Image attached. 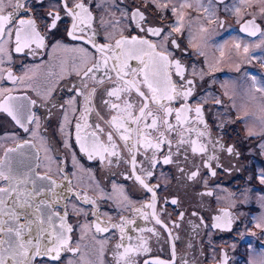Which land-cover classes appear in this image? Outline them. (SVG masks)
I'll return each instance as SVG.
<instances>
[{
	"label": "flooded vegetation",
	"instance_id": "obj_1",
	"mask_svg": "<svg viewBox=\"0 0 264 264\" xmlns=\"http://www.w3.org/2000/svg\"><path fill=\"white\" fill-rule=\"evenodd\" d=\"M21 2L27 11L19 14L15 27L9 26L11 37L5 35L0 40V102L9 95L17 98L11 103L23 106L17 115L28 131L7 112L0 111V161L4 160L7 149H17L9 154L14 167L35 181L36 201L51 206L42 208L45 223L41 227L68 238V245L60 249L59 259L30 253V264H125L119 260L124 248L117 245L138 247L144 241L149 251L131 254L129 259L135 264H154L156 260L164 264H247L252 249L264 248V123L259 122L258 127L251 124L250 128L252 114L245 115L242 111L244 106L254 113L257 105L253 94L247 95L252 91L250 74L264 84V40L259 38L264 34L261 11L264 3L259 0H251L248 5L240 0ZM15 3L12 0L13 6ZM76 3H84L92 20L91 27L81 25L83 31H76L74 39L70 35L74 21L65 14L64 5L75 9ZM185 4L189 6L182 7ZM12 10V7L6 9ZM137 11L143 13V21L134 18ZM56 14L61 20L52 29V16ZM19 19L34 21L36 32L43 37V46L31 43L19 52L15 50ZM249 21H254V25L243 31ZM175 27L180 31H173ZM148 28L162 31L156 36L147 32ZM253 31L255 34H250ZM132 37L148 40L156 45L157 52L168 55L170 61H179L184 68L183 79L176 75L173 64L168 69L172 82L180 91L192 89L187 100L179 98L169 105L175 109L187 104L192 109L188 123L166 133L172 141L170 147L162 144L159 151L138 147L135 169L132 153L106 123L114 114L103 103L112 99L106 95L107 90L121 82L111 71L113 80L105 78L103 85L84 77L86 69L101 58L93 43L97 47L110 46L107 55L113 56L121 51L116 48V41ZM231 37L237 43L226 41L222 49L218 42ZM248 40L258 44L253 54L243 50ZM126 47L150 52L146 46ZM218 53L230 60L218 65ZM142 58L149 60L148 55ZM113 63L109 60V68ZM128 65L126 79L142 81L144 64L139 59H130ZM135 72L139 75H134ZM96 76L101 78L104 73ZM189 80L191 84H187ZM93 88L96 89L91 97L93 110L87 118L91 127L82 129L81 135L95 131L101 143L109 146L106 134L112 131L118 156L103 153V158L100 154L89 158L76 140V125L84 123L81 115L85 97ZM125 96L138 110L141 98L135 91ZM197 107L202 110L203 123L196 118ZM170 121L175 123L174 116ZM96 125L104 131L99 132ZM197 131L204 135L198 137ZM179 133L189 143L179 144ZM152 138L155 142L156 133L153 132ZM194 140L204 145L206 151L193 152L190 141ZM168 156L172 162L166 164L164 159ZM149 171L151 177L147 175ZM137 175L153 188L154 199L153 193L135 179ZM5 186L7 182L0 181V187ZM27 187L32 190V185ZM245 187L252 190L255 199L242 202L239 207L231 205L230 198ZM153 203L154 208L147 207ZM8 207H12L11 202ZM258 214L260 227L254 220ZM61 217L63 224L71 228L70 232L61 228ZM29 220L35 217L22 214L18 222L25 224ZM124 221L133 222L125 225V235L131 240H121L119 228L111 227ZM97 224L107 231H97ZM39 231L33 223L32 233L26 234V239L32 238L37 243L34 237ZM3 238L0 234V239ZM54 239L45 232L39 243L52 247Z\"/></svg>",
	"mask_w": 264,
	"mask_h": 264
},
{
	"label": "snow or ice",
	"instance_id": "obj_2",
	"mask_svg": "<svg viewBox=\"0 0 264 264\" xmlns=\"http://www.w3.org/2000/svg\"><path fill=\"white\" fill-rule=\"evenodd\" d=\"M156 2V0H153ZM251 0H240V3L248 5ZM260 3H264V0H259ZM167 7L166 4L162 5ZM189 6L187 4L182 5ZM8 7H12V11H6ZM66 9V15L73 18L72 31L70 35L73 38H77L74 33L76 31H83L81 25L85 27H91L92 16L88 8L85 7L84 3H76L75 9L68 7L67 4L64 5ZM206 11L208 9H205ZM22 11H27L26 5L21 2V0H16L15 5H12V0H0V40H2L5 35L11 37L12 31L9 26L15 27V22L18 19L19 14ZM175 13L176 9H172ZM237 12L240 11L239 8L236 9ZM264 12V9H261ZM134 18L137 21H143L145 19L143 13L137 11L134 14ZM61 20L60 15L56 14L52 16L51 28L55 29L57 27V22ZM254 25V21L247 22L243 31H248L249 25ZM144 30V29H142ZM147 32L152 35L159 36L162 29L160 28H148ZM173 31L179 32L180 28L175 27ZM250 34H255L251 32ZM16 40V51L19 52L24 47H28L31 43H36L38 46H43V37L39 35L35 30L34 21L19 19L18 27L15 31ZM93 43L92 41H89ZM174 43V41H173ZM128 45H139L146 46L150 52L145 53L143 48L126 47ZM93 47L97 48V51L101 54L99 61L93 64L84 72L85 78H90L94 80L97 84L103 85L105 83V78L109 81L113 80V77L109 75V72L115 73V78L120 81L115 87L107 90L106 95L112 99H106L103 101L105 105H108L109 109L114 113L111 115L110 119L106 123L119 135V138L124 141L125 146L132 153V166L135 169L136 159L135 153L138 147H143L147 149H155L159 151L162 144H167L171 146L172 141L168 139L166 133H172L176 131L177 128H183L185 124L189 121L188 113L192 111L187 104L182 105L178 108H173L169 106L171 102L176 101L179 98L187 100V98L192 94L191 88H186L183 91L177 89L176 84L172 82L171 73L169 68L175 67L176 75L183 79L184 68L179 61H170L168 55L157 52L156 45L150 43L146 39L132 38H122L116 41V48L121 49L120 53L114 54L113 56H108L107 52L111 51L110 46L101 45L97 47L93 43ZM178 47V45H177ZM239 48V44L236 45ZM2 51V49H0ZM84 51V50H82ZM247 52V48H245ZM143 55H148L149 60H143ZM139 59L142 64H144L143 79L142 81L136 79H126L129 73L126 71L128 68V60ZM109 60H113L112 67L109 68ZM103 72L104 76L97 78L96 73ZM134 75H139V72H135ZM11 74H9V79H11ZM192 81H187V84H191ZM141 85L147 89L143 91ZM85 87L87 85L85 84ZM135 93L141 98V106L136 110L135 104L125 96L126 93ZM96 89H91L89 96L85 97L84 113L81 115V120L84 121L83 124L78 123L76 125V140L80 144L81 150L88 153L89 158L94 154H100L103 158V153H108L112 156H118L117 145L113 140V132H108L107 141L109 146H105L101 143L96 132H92L88 135H81L82 129L91 127L87 123V118L90 112L93 110L91 105V97L95 94ZM16 97L11 95L7 96L2 102H0V111L7 112L21 127H24L25 131H28L27 127L24 126L20 116L17 115L23 109L22 105H13L11 102L16 100ZM72 103V101H70ZM201 109L197 107L195 109L196 118L203 123L201 119ZM99 115V113H98ZM175 118V123L170 121V118ZM29 117H26V119ZM67 119V117H65ZM103 119V117H101ZM130 125H135V127H130ZM96 129L99 132H103L104 129L99 125H96ZM187 131H193V129H187ZM156 133L155 142L152 138V134ZM180 139L179 144L189 143L183 138V134L179 133ZM204 133L197 131V136H203ZM193 145V152H204L206 147L204 145H198L197 141H190ZM22 147V146H21ZM17 149H7L5 152L4 160L0 161V181L7 182V186L0 187V234H3V239H0V264H30L32 260V255L34 253L36 256H49L52 255L53 259H59L60 249L68 245V238L63 234L56 235L51 229H45L41 227L45 220L43 217L42 208L47 206V202L36 201V195L38 194L35 187V181L26 172H23L16 167H14L10 157V153L16 152ZM229 152L232 151L231 148L228 149ZM171 157L168 156L164 159V163H171ZM153 164L156 163L155 159L152 161ZM149 177L152 176V172L147 173ZM195 175V173L193 174ZM215 175V173H213ZM40 179L47 180L48 177H41ZM135 179L149 192L153 193V199L155 198V192L152 187H150L145 180L137 175ZM264 182V181H262ZM55 184V181L52 182ZM28 185H32V190L29 191ZM11 202L12 207L9 208L8 204ZM172 203H176L175 200ZM149 208H154L155 205H147ZM17 209L24 210L23 213L17 211ZM139 211V210H137ZM26 217L31 215L35 217V220H29L28 223L20 224L18 221L21 215ZM5 217L7 219H5ZM47 220L51 221V214H48ZM160 223L159 219L156 221ZM36 223L40 228V231L34 237L38 242L33 243V239H26V234L31 235L32 225ZM132 221H124L120 225H111V227L119 228L121 232V240L127 238L131 240L130 236L126 237V224H131ZM219 226V225H217ZM261 225H257L260 227ZM61 228L65 231L70 232L71 228L63 224V217H61ZM97 231H107V228H101L99 224L96 225ZM45 232H49L55 237L53 243L54 246L49 247L48 244L43 246L39 243L41 237ZM124 248V251L119 254V260L125 261V264H135V261L129 259L131 254H139L141 250L144 252L149 251L146 246V241L142 242L138 247H133L129 244L124 247L123 244H118L117 248ZM71 250V249H69ZM154 264H164L161 260H156Z\"/></svg>",
	"mask_w": 264,
	"mask_h": 264
},
{
	"label": "rangeland",
	"instance_id": "obj_3",
	"mask_svg": "<svg viewBox=\"0 0 264 264\" xmlns=\"http://www.w3.org/2000/svg\"><path fill=\"white\" fill-rule=\"evenodd\" d=\"M264 16V14H263ZM264 33V31H263ZM262 38L264 40V34L259 37ZM259 39H257L256 41H258ZM229 42V43H234L237 41L235 40L234 37L229 38V40H221L218 42L219 46H221V48L223 49L224 47V42ZM255 41V40H254ZM254 41H246V45L244 46L245 48H247V52L249 53H254L257 51V42L254 43ZM264 44V42H263ZM245 48L243 49L245 51ZM264 50V46L262 48ZM217 57V63L218 65L221 63H225L228 62L230 59L227 55H222L221 53H218L216 55ZM236 65V62H235ZM251 77V83L250 86L252 88L249 90L248 94L249 96H251L253 94V98L257 99L255 101V103H257V105L254 106L253 111L254 113H252L248 108H245L243 106L242 111H244L245 115L247 114H252L253 119L250 121V128H251V124L253 127H258V123L260 122L261 124L264 123V84L262 82H260L256 77H254V75L250 74ZM249 81V82H250ZM236 95L238 96V94L236 93ZM241 110V109H240ZM258 121V122H256ZM252 190H250L249 188L245 187L243 192L237 193L235 196L231 197V201L230 204L234 205L236 204L238 207L241 205L242 202L245 203V201H251V199H255L254 194L251 193ZM254 220H256V224H260V220H259V214L256 215V217H254ZM250 231V230H249ZM251 255L250 258L247 261V264H264L263 263V258H264V248H257V249H252L251 251Z\"/></svg>",
	"mask_w": 264,
	"mask_h": 264
}]
</instances>
